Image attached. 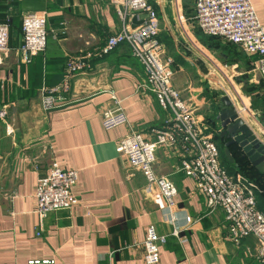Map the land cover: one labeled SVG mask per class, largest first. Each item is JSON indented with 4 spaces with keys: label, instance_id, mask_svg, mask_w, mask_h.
<instances>
[{
    "label": "crops",
    "instance_id": "obj_1",
    "mask_svg": "<svg viewBox=\"0 0 264 264\" xmlns=\"http://www.w3.org/2000/svg\"><path fill=\"white\" fill-rule=\"evenodd\" d=\"M7 1L14 2L20 16L43 12L48 37L44 53L28 65L20 63L19 34L10 38L0 59V264L41 259L56 264H143L141 245L149 226L165 237L158 264H258L253 239L232 244L226 239L223 213L206 211L191 180L180 171L177 149H158L153 166L157 176L176 188L172 209L165 207L154 185H147L116 154V144L130 129L151 139L167 114L151 94L138 89L143 69L126 46L100 55L108 36L120 30L108 1ZM7 1L0 0V22ZM168 1L174 12L170 22L166 0H148L162 14L157 39L165 47L166 41L173 44L166 56L172 87L201 121L204 133L217 145L221 129L214 118L226 98L252 131L264 137V80L252 70L255 57L222 40L205 41L193 13L186 18L174 8L175 0ZM250 5L264 26V0H250ZM178 13L183 20H177ZM86 55L89 69L71 79L66 106L43 111L39 89L59 84L67 61ZM110 92L127 125L105 131L99 114L114 107ZM52 162L76 172L71 192L77 204L49 214L40 227L34 195ZM220 164H226L221 157ZM257 169L264 172V163Z\"/></svg>",
    "mask_w": 264,
    "mask_h": 264
},
{
    "label": "built area",
    "instance_id": "obj_2",
    "mask_svg": "<svg viewBox=\"0 0 264 264\" xmlns=\"http://www.w3.org/2000/svg\"><path fill=\"white\" fill-rule=\"evenodd\" d=\"M107 1L114 10L120 30L108 36L100 55L106 56L117 47L126 46L143 69L144 79L138 89L151 94L160 110L167 114L162 129L152 132L151 139L130 129L116 144V154L124 157L129 169L139 173L147 185H154L165 207L172 209L176 188L166 177L157 176L153 166L158 149H177L181 156L180 171L191 180L206 211L220 210L223 213L226 239L234 245L247 238L253 239L255 260L264 264V214L257 208V189L240 174H231L222 167L215 139L204 133L201 121L172 87L169 63L164 61L162 46L157 39L159 23L155 10L148 0ZM192 21L200 35L219 38L237 47L244 55L255 57L252 70L264 80V26L257 22L250 0H194ZM9 27V18L0 23V59L8 50ZM61 32L64 34L65 29L61 28ZM20 33V63L28 65L45 51L48 37L45 14L22 13ZM88 59L86 55L68 60L60 83L39 89L43 111L66 106L64 96L69 92V83L73 77L89 69ZM109 95L114 107L99 114L105 131L127 125L119 102L111 92ZM0 117H3L2 112ZM76 182V172L61 170L55 162L50 164L49 171L37 181L34 195L35 215L40 227L49 214L69 211L76 206L77 201L71 192ZM164 243L165 237L158 236L154 227L149 226L141 245L142 263L158 264L159 248ZM26 264L56 262L41 259L29 260Z\"/></svg>",
    "mask_w": 264,
    "mask_h": 264
},
{
    "label": "water",
    "instance_id": "obj_3",
    "mask_svg": "<svg viewBox=\"0 0 264 264\" xmlns=\"http://www.w3.org/2000/svg\"><path fill=\"white\" fill-rule=\"evenodd\" d=\"M222 110L218 111L214 121L219 123L224 158L233 164L229 148L236 146L249 164L257 168L264 163V137L253 132L251 127L242 119L235 105L226 98L221 100Z\"/></svg>",
    "mask_w": 264,
    "mask_h": 264
},
{
    "label": "trees",
    "instance_id": "obj_4",
    "mask_svg": "<svg viewBox=\"0 0 264 264\" xmlns=\"http://www.w3.org/2000/svg\"><path fill=\"white\" fill-rule=\"evenodd\" d=\"M6 3L8 6L6 8V14L4 15L5 18H3V21H1L0 23L4 22L6 20V18H9V21H10L9 40L14 34H16V35L19 34V38H21L20 21L17 23V25L15 27H11V23H13V21L16 18L19 19L20 15L18 14L17 9L13 6L14 2L7 1ZM204 38L208 39V40H214L216 42L221 41V39L214 38V37H204ZM228 45H231V44H228ZM231 46H233V45H231ZM221 147H222V143H221ZM219 153L221 156H223L221 150H219ZM229 153L231 155V158L233 159V164H232V167L230 169V173L231 174H234V173L240 174L241 176L248 179L250 181V183H252V185L256 186V189L258 191V193L256 194L257 208L260 212H262L264 214V206H263L264 205V172L259 171L257 168L252 167L249 164V162L247 161V159L242 155V153L240 152V150L236 146L230 147ZM223 158H224V156H223ZM224 161L226 162L227 165H229L228 164L229 162L225 158H224ZM257 198H259V200L261 201L260 205H262V206L258 205Z\"/></svg>",
    "mask_w": 264,
    "mask_h": 264
},
{
    "label": "rangeland",
    "instance_id": "obj_5",
    "mask_svg": "<svg viewBox=\"0 0 264 264\" xmlns=\"http://www.w3.org/2000/svg\"><path fill=\"white\" fill-rule=\"evenodd\" d=\"M171 3H169V1L168 0H166V2H165V8H164V11H165V15L167 16V20H168V22H170V18H169V16L171 17V15L174 13L173 12V9H172V7H171V5H170ZM175 4H176V6H174V8L176 9V10H178L179 12H181L182 13V15H184V17H186V18H188L189 16H191L192 15V13H193V10H192V8H193V0H175ZM182 15H180L179 13L177 14V20L178 21H180V20H183V16ZM156 17H157V20H158V22L160 23H162V26L164 25V23H163V21H161L162 20V14L160 13V11H159V8H157V10H156ZM176 18V17H175ZM20 21V18L18 19V18H16L14 21H13V23H11V27H15L16 25H17V23ZM161 27V26H160ZM66 33V31L64 32V34ZM205 41H208V42H212V40H208V39H205ZM166 43H168L166 46L167 47H165V46H162V52H163V59H164V61H166V62H168L166 59H167V54H168V52H167V48H171V47H173V44L170 42V41H166ZM181 45H183L181 42H179ZM8 44H9V41H8ZM184 47V46H183ZM174 48V47H173ZM181 50V51H180ZM177 51H178V53L180 52V53H183L182 51V49L181 48H179V47H177ZM181 55H183V54H181ZM177 60H179V59H177ZM180 62V61H179ZM182 62V61H181ZM169 64H170V62H168ZM217 147H218V149L219 150H221L222 151V147H221V142H220V140H218V142H217ZM220 157H221V159H222V161H224V158H223V156H221L220 155ZM227 170H230V168L228 167V165L227 164H225V166H224ZM243 177V176H242ZM246 181H248L249 183H250V181L248 180V179H246L245 177H243ZM250 184H252V183H250ZM254 186V185H253ZM255 187V189H256V186H254ZM258 193V192H257ZM257 201H258V205L259 206H262V205H260L261 204V201L259 200V198H257ZM264 206V205H263ZM263 208V207H262Z\"/></svg>",
    "mask_w": 264,
    "mask_h": 264
}]
</instances>
